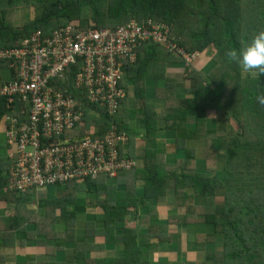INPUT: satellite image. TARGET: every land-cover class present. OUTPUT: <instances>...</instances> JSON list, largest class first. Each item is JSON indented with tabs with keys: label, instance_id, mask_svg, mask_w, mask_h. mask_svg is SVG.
<instances>
[{
	"label": "trees",
	"instance_id": "1",
	"mask_svg": "<svg viewBox=\"0 0 264 264\" xmlns=\"http://www.w3.org/2000/svg\"><path fill=\"white\" fill-rule=\"evenodd\" d=\"M25 6L33 17L18 24L15 12ZM131 19L162 24L168 37L188 52L209 57L212 67L203 74L204 60L189 69L163 43L146 39L136 44L135 60L124 61L119 80L124 88L133 85L131 100L122 99L116 117L92 115L80 129L94 127L101 138L112 119L128 133L127 146H117L119 157L135 165L118 169L113 177L83 176L56 185L62 196L46 197L45 189L37 190L40 209L30 208L36 198L25 194L34 189L8 188L10 161L0 157V201L14 204L0 229L1 246L17 243L24 253L26 239L43 235L54 243L37 255L53 258L59 252L62 264H264V106L254 99L264 94V76L244 75L224 55L227 47L239 46L244 28H264V0H0V48L18 46L35 30L49 35L66 22L114 29ZM5 66L0 62L2 75ZM177 79L185 83L180 97L174 94ZM147 98L160 101V108ZM5 111L0 102V119ZM130 119L144 126L141 152L126 128ZM80 191L94 199L92 213L77 196ZM167 202L172 210L164 209ZM79 213L86 217L77 230ZM17 223L26 225L18 239ZM175 238L184 243L185 253L169 251L150 261L160 248H174ZM69 245L71 251L64 250ZM106 245L118 247L119 255L91 257ZM34 260L23 259L25 264Z\"/></svg>",
	"mask_w": 264,
	"mask_h": 264
},
{
	"label": "built area",
	"instance_id": "2",
	"mask_svg": "<svg viewBox=\"0 0 264 264\" xmlns=\"http://www.w3.org/2000/svg\"><path fill=\"white\" fill-rule=\"evenodd\" d=\"M146 39L163 43L188 67L199 55L168 37L162 24L133 19L114 29L66 22L49 35L35 30L18 46L0 48L7 74L0 73V102L6 110L0 125L10 161L9 189L37 191L83 176L113 177L135 165L119 157L117 146H127L128 133L112 119L101 138L94 127L80 129L89 116L119 114L127 95L119 83L122 65L135 60L133 48ZM13 103L17 109H11Z\"/></svg>",
	"mask_w": 264,
	"mask_h": 264
},
{
	"label": "crops",
	"instance_id": "3",
	"mask_svg": "<svg viewBox=\"0 0 264 264\" xmlns=\"http://www.w3.org/2000/svg\"><path fill=\"white\" fill-rule=\"evenodd\" d=\"M178 69H172V68H170V71L172 72H174V71H177ZM5 73V72H4ZM169 80H172V79H169ZM130 86H131V88H130ZM174 87H175V92H174V94L176 95V96H181V92H182V88L184 87V86H181V84H180V81H178V79L175 81V83H174ZM128 89V91H127V99H128V101H130L131 100V98H132V96H133V85H128L127 87H126V90ZM146 102H154L155 103V106L156 105H161V102L160 101H154L152 98H150V99H148L147 98V100H146ZM160 103V104H157V103ZM121 108H122V106H121ZM156 108L157 109H159L160 108V106H156ZM120 111H121V109H120ZM157 126H159V127H163L164 126V121L163 120H158L157 121ZM128 130H132V132H133V134L135 135V138H134V145H135V148L136 147H138V145L141 143L142 144V148L144 147L143 145H144V140H142V136H144L145 135V129H144V126H143V124L141 123V121L140 120H137V119H130L129 121H128V123H127V127H126ZM157 133V135L160 137H162V136H164V137H166L165 136V132H160V131H158V132H156ZM143 142H142V141ZM136 150H138L137 148H136ZM167 151L168 152H172L173 151V147H170V146H168L167 147ZM5 154V153H4ZM4 154H0V157H4L5 155ZM141 181L140 180H137L136 181V185L137 186H141ZM51 187V186H50ZM56 188V191L54 192V194H53V196H55L56 195V193H59L60 191L59 190H61V188L60 189H58L59 187H55ZM47 189V188H46ZM44 190L45 192H47V190ZM38 192V191H37ZM36 192V193H37ZM25 194H27V195H31L32 194V196H35V198H36V195L34 194V191H32V192H29V193H25ZM18 194H15V196H17ZM46 195V197H52V195L50 196V194L49 193H47V194H45ZM38 201H39V199H38ZM164 205V204H163ZM13 207H14V204L13 203H5V202H3V201H0V229L2 230V229H5L4 227H3V225L5 224V222L7 221V218H8V216L13 212ZM166 208V210H168L170 207H169V205L166 203L165 204V206H164V209ZM92 213V212H91ZM85 214V216H84V219H85V217H86V213H84ZM136 218H137V216H136ZM135 218V221H132V222H134V225L137 223V219ZM83 218H81L80 217V214H79V220H82ZM133 225V226H134ZM25 227H26V225L25 224H21V223H17V224H15V228H14V237L15 238H19V234H21L22 232H24L25 231ZM76 227H77V225H76ZM80 227V226H79ZM79 227H77V230L79 229ZM13 231H12V233H13ZM77 236V238H78V240H79V238L80 237H83V240L85 241L84 243H86V242H88L89 241V239L86 237V236H82V235H76ZM17 239L15 240V242L17 241ZM36 240V242L34 243V241ZM39 240H44V241H49L50 239L49 238H45L43 235H36V236H34L33 238H30V239H26L25 240V248H26V250H24V253H23V251L22 250H17V247H18V245H17V243H14L15 245L14 246H1V244H0V264H25V262L23 261V259L25 258V257H29V259L30 260H32V258H34L35 260L34 261H32V262H30V263H33V264H43L45 261L47 262V260H51V261H53V263L54 264H62L61 262H62V257H61V255H60V253L59 252H56L55 254H54V257L53 258H48L47 256L43 259V257H39L38 255V253H41L42 252V247L43 246H45L47 243H45V244H43V245H41L40 246V244H38V241ZM94 240H95V238H94ZM96 240H98V241H100L99 240V238H96ZM20 241V240H19ZM0 242H1V240H0ZM61 245V244H60ZM63 248V247H62ZM117 248L118 247H113L112 245H106L105 247H104V249H102V250H99V251H95L94 252V255H91V257H100V256H105V255H108V254H115V255H119V253H117ZM64 250H66V251H71V246L69 245L68 246V248H66L65 247V249ZM32 252H34V253H32ZM38 254V255H37ZM60 255V256H59ZM155 255V254H154ZM154 262H156V261H154Z\"/></svg>",
	"mask_w": 264,
	"mask_h": 264
},
{
	"label": "rangeland",
	"instance_id": "4",
	"mask_svg": "<svg viewBox=\"0 0 264 264\" xmlns=\"http://www.w3.org/2000/svg\"><path fill=\"white\" fill-rule=\"evenodd\" d=\"M21 9V8H20ZM90 10V9H89ZM91 11V10H90ZM16 13V16H15V20H16V22H18V24H20V23H22L23 21H25V20H28V19H31L32 17H33V10H32V8L31 7H29V6H25V7H23V9L22 10H18L17 12H15ZM15 15V14H14ZM13 15V16H14ZM13 17H11V19H12ZM251 32H252V30H250L249 28H244L243 30H242V33L241 34H243V36H247V35H249V34H251ZM202 60H204V61H206L205 62V64H206V66L205 65H203V69H201V71L203 72V74L207 71V69L209 70V68L210 67H212V65H213V62H211L210 61V59H209V57H204L203 56V54H201V53H199V55L197 56V58H196V60L195 61H197L198 63L200 62V61H202ZM189 68V67H188ZM190 69V68H189ZM179 70V69H178ZM243 74L244 75H247V74H245L244 72H243ZM7 76V74L6 73H4L3 75H2V77L3 78H5ZM258 76H264V73H260V74H258ZM184 84V86H185V83H183ZM183 84L181 83V86H183ZM126 88V87H125ZM130 88H131V86H130ZM132 89V88H131ZM126 91H128V89L126 90ZM157 104H160L159 102L157 103ZM156 106H161V105H156ZM3 131H4V128H3V126L2 125H0V154H4L5 153V147H4V141H5V138H4V134H3ZM142 141V140H141ZM143 142V141H142ZM138 150H137V152H141L142 150H143V148H142V144L140 143L139 145H138V147H136ZM47 192H45V194H47V193H49L50 194V196L52 195V197H53V194H54V192L56 191V188H55V186H51V187H48L47 189ZM59 191H62V190H59ZM36 192L37 191H35L34 190V194L36 195ZM39 194V193H38ZM57 195H59V196H62V195H60V194H58V193H56ZM38 195H36V200H34L32 203H30L29 204V207L30 208H34V209H40V208H42V207H40V204H42V202H40L41 200H39L38 201V197H37ZM77 196H79L80 198H82V199H84V201H85V205L87 206L86 207V212H93L94 211V209H93V202H94V199H92V198H90V196H85L84 195V192H82V191H80V192H78L77 193ZM90 203V204H89ZM167 204L171 207V208H173V203H171V202H167ZM170 208V209H171ZM172 210V209H171ZM80 214V213H79ZM84 216H85V214H83V213H81L80 214V217L81 218H83L82 220H79V221H77V227H79V226H81L82 224H83V222L85 221L84 220ZM49 219V218H48ZM47 219V220H48ZM57 225V224H56ZM45 226H49V224H48V222H46V225ZM57 227L58 228H60L61 226H59V225H57ZM36 242V240L34 241V243ZM45 243H47V244H53L54 243V240H49V241H44V240H39L38 241V244H40V246L41 245H43V244H45ZM182 246H184V243H182V241L179 239V240H177V238H175V240H174V244H171L170 246H175L174 248H172V247H168L167 246V248L166 249H163V248H160V251H159V254L158 253H156L155 255L153 254V255H151V257H150V261H152V262H154V261H157L158 260V258L159 257H161V258H163V255H168L167 254V252H171V254H169V255H175V252L176 253H178V255H182V252L183 253H185L184 252V249H181V248H184V247H182ZM170 248V249H169ZM198 248V249H197ZM196 249L198 250V251H201L200 250V248L199 247H197ZM203 252V251H202ZM160 255V256H159ZM19 264V263H18Z\"/></svg>",
	"mask_w": 264,
	"mask_h": 264
},
{
	"label": "clouds",
	"instance_id": "5",
	"mask_svg": "<svg viewBox=\"0 0 264 264\" xmlns=\"http://www.w3.org/2000/svg\"><path fill=\"white\" fill-rule=\"evenodd\" d=\"M224 55L245 74L257 78L264 73V28L254 30L241 39L238 47H227ZM255 102L264 106V94L257 93Z\"/></svg>",
	"mask_w": 264,
	"mask_h": 264
}]
</instances>
